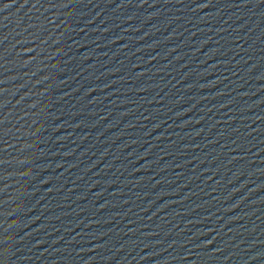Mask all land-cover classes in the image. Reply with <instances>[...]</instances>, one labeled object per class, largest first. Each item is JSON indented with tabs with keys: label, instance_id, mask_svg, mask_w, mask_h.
<instances>
[{
	"label": "water",
	"instance_id": "obj_1",
	"mask_svg": "<svg viewBox=\"0 0 264 264\" xmlns=\"http://www.w3.org/2000/svg\"><path fill=\"white\" fill-rule=\"evenodd\" d=\"M0 264H264V0H0Z\"/></svg>",
	"mask_w": 264,
	"mask_h": 264
}]
</instances>
